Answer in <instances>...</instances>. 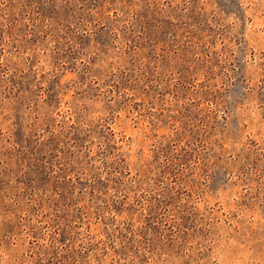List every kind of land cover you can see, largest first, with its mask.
Masks as SVG:
<instances>
[{
    "label": "rangeland",
    "instance_id": "rangeland-1",
    "mask_svg": "<svg viewBox=\"0 0 264 264\" xmlns=\"http://www.w3.org/2000/svg\"><path fill=\"white\" fill-rule=\"evenodd\" d=\"M0 264H264V0H0Z\"/></svg>",
    "mask_w": 264,
    "mask_h": 264
}]
</instances>
